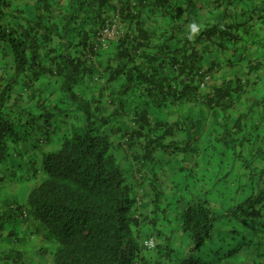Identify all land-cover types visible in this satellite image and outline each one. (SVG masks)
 Wrapping results in <instances>:
<instances>
[{"label": "trees", "instance_id": "trees-1", "mask_svg": "<svg viewBox=\"0 0 264 264\" xmlns=\"http://www.w3.org/2000/svg\"><path fill=\"white\" fill-rule=\"evenodd\" d=\"M193 5L194 0H0V165L11 155L40 149L28 160L22 157L31 163L26 181L34 179L24 199L9 191L0 200V264H245L239 246L233 262L232 251L211 249L221 218L241 224L229 230L231 237L248 233L240 247L248 251L254 244L253 255L264 264V112L253 101L247 111L233 113L257 63L249 64L245 77L209 84L204 77L218 62L212 68L202 62L215 37L218 48L231 50L224 65L241 62L247 49L242 36L255 17L264 21V0L250 6L247 16L243 12L241 21L208 23L195 36L189 24ZM108 23H116L117 34L98 45V31ZM198 102L220 136L200 138L209 143L197 146L194 159L216 156L214 178L219 173L226 179L231 204L216 215L208 197L191 196L169 224L160 229L153 215L150 232L142 233L141 204H153L155 214L165 211L161 181L146 166L153 167L157 150L171 146L173 140L164 141L180 127L179 121L153 119L152 111L165 116ZM126 117L130 124L122 129L118 120ZM113 134L120 138L116 148ZM33 137L51 147L35 146ZM120 156L128 162L122 164ZM205 162L198 167L201 175L210 170L212 161ZM168 226L182 238L174 242ZM34 233L42 243L31 261L24 253ZM153 234L168 241L155 243Z\"/></svg>", "mask_w": 264, "mask_h": 264}, {"label": "rangeland", "instance_id": "rangeland-1", "mask_svg": "<svg viewBox=\"0 0 264 264\" xmlns=\"http://www.w3.org/2000/svg\"><path fill=\"white\" fill-rule=\"evenodd\" d=\"M132 99L135 101L137 98L134 97ZM197 107H198L197 104L186 103L185 105L181 106V108L173 109L170 114L165 115V116L158 114V112L156 111H152V114H153L152 117H154L153 119H156V118L164 119L165 117L171 123L172 122L175 123L176 121H179L180 127L174 130L175 133L171 138L169 137L165 139L164 141V144H169L170 141L173 140L171 146L165 147L164 149L157 150V152L152 158L153 162L151 165L153 167H151L149 163L146 166L147 169H149V167L152 168V170L156 172L159 180L161 181L160 185L162 186V190H163V194L161 196V204H162L161 207H164L165 211H161L160 209L155 214L156 211L154 210L153 204L152 206H150L151 204L149 203L147 206H144V207L142 205L143 204L146 205V203L141 204V206L139 207L138 213L144 212L146 214L145 220L141 222L140 227H139V231L142 233L146 234L148 231L150 232V229H151L150 224L152 223L151 219L153 215L156 216L154 218H156L155 219L156 223L161 229L163 226L167 225V222L170 219L174 217L175 209L180 208V206L184 207L188 199L189 198L191 199L192 197H195V196L199 198L208 197V199L211 202L213 212L216 215H221L222 213H224L225 209L228 208L231 204L229 198H226V197L228 196L231 197L233 196V194H232V191H229L226 188V186L228 185L226 179L224 177L220 179L219 173L214 178V175L216 173L215 170H217V166H218V161H213L211 165H209V167H211L210 170L205 172L204 175L203 174L201 175L200 173H198V169H199L198 167H202L204 163H202L201 161L199 162V160L195 161L194 159L196 157V152L199 151L198 147L192 146V148H194V151L190 153H193V154H190L189 152L188 153L181 152L184 146L187 148H191L190 144L189 145L185 143L183 144V140H186L185 138H188V139L195 138L196 140L198 138L215 139L216 136H220V134L218 133L217 127L213 129L206 123L205 125H203L202 123L199 122V120H195V121L185 120L186 115L191 114V113H187L188 112L187 109H190L191 111L193 109H196ZM113 119H116V118H113ZM121 119H124V120L119 119L118 121L119 123L121 121L120 126L122 129H124L127 125L129 126L130 124L129 118L126 117V118H121ZM181 122L182 123L184 122L185 124L182 125ZM61 129L65 131L63 127ZM112 139L114 140V145L116 148V144H118V142L120 141V138L118 135L113 134ZM31 141L37 144L35 146H40L43 149H47L51 147L49 145H46V143H41L35 137H33ZM54 141L55 139L52 142ZM56 145L57 144H54V146ZM36 150L38 151L40 149L37 148ZM35 151L32 149L31 151L28 152V155L26 156L25 155H21V156L11 155L8 157V159L5 160L6 163H4L3 165L2 164L0 165V191H1L0 200L8 194L11 195L9 191L15 192L16 197H18L19 200L22 201L24 199V197L27 194V191L30 189L32 185H34V179L30 178L28 181H26L25 176L31 170V163L30 162L27 164L24 163L22 157H24L25 160H28V158H32V156H34L33 153H36ZM133 151L135 153H139L140 150L139 148L135 149V147H133ZM127 155H129V157L127 158L128 161L132 159L130 154H127ZM120 160L122 164H126V162H128V161H125L122 156H120ZM145 169L142 171V173L145 172ZM146 172H145L146 175L151 177L150 171L147 170ZM126 173H128V171H126L125 174ZM210 173H212V177H209ZM9 180H13L15 183H13L12 181L7 182ZM15 185L17 186V188L16 190H13ZM8 188H10L11 190ZM204 190H208L211 194H208L206 196L203 193ZM198 192L200 193L197 195L194 194ZM218 222L220 224L219 226H215V229H214L215 235H214L213 240L210 241L211 249L220 251V254H226L227 252L229 253L232 251L233 254H231V256L229 257V260H230L229 262H233L234 260H237L240 257L237 254H234L235 253L234 247L239 246V248L242 249L241 250L242 263H245V264H262L263 263L262 256L253 255L254 244H251L250 242V245L247 247L248 251L245 249L243 245H242L243 247H240V242L241 241L243 242V239L241 238L244 237L248 239L249 238L248 233L244 234L243 236L239 238L231 237V235L233 234H231L229 230H232V228L237 229L241 226V224L238 221L232 220L231 218H228L227 221H225V218L224 219L221 218L218 220ZM171 226H168V228L165 229V232L167 233V235H171V237L174 238L173 241L175 242L177 241L179 237L180 238L182 237L178 233H171L170 231ZM154 236L155 234H153V236L151 237L154 238L155 243H158V242L166 243V241H168L167 238L165 239V238L159 237L157 239V237H154ZM41 243L42 242L37 236V234L34 233V239L28 245L30 249L24 253L25 258H27L28 260L31 259V261L37 259L38 251L36 250V248L39 247ZM2 245L3 243L0 242V249L2 248ZM5 245H9V244H4V246ZM17 247H19V245H17ZM250 254L251 256H253V258L250 257ZM48 260H50V258ZM46 262L49 263L47 260ZM224 264H231V263H224Z\"/></svg>", "mask_w": 264, "mask_h": 264}, {"label": "crops", "instance_id": "crops-1", "mask_svg": "<svg viewBox=\"0 0 264 264\" xmlns=\"http://www.w3.org/2000/svg\"><path fill=\"white\" fill-rule=\"evenodd\" d=\"M229 1V5L225 2H221L216 4L214 0H194V5L191 9V12L189 14L190 21L189 24L191 25V32L194 36L202 31L204 26L208 23H214V22H221L222 20H225L228 23H233V20L241 21L243 19V12L244 14H247L249 12L250 6H252L254 3H259L262 0H227ZM179 4H182V2H179ZM258 12V11H257ZM260 14V12L258 13ZM161 19L159 18V23H161ZM153 22V23H152ZM148 22V24H151V27L155 25V22L152 21ZM250 26V27H249ZM249 32L245 35L244 31L241 33L244 44H246V51L243 56V60L239 63H237L233 67H228L222 63V58H230L231 57V50L228 48L220 49L216 45L215 42H219V38H214V43L209 45V43H206V45H209V48L207 49V52L204 55V58L202 62H204V68L211 67L212 64L216 61L218 62L217 67L213 66V69H211L209 84H219L221 81L225 79L234 78L235 76H241L245 77L249 64L255 65V69L248 75L249 78V84L247 87V93L245 95H241L238 97V103L235 106L233 113L236 115L245 112L248 110V104L249 102L255 101L256 103H259V107L255 108L257 112H264V21L263 17H255L253 19L252 23L249 25ZM203 45L199 44V48H202ZM216 62V63H217ZM211 81V82H210ZM256 105V104H255ZM197 108L190 111V109H187V113H191L190 115H186L185 120L189 121H195L199 120L200 123L203 125L208 124L209 126V120L207 115H209V110L201 106L200 102L197 104ZM191 116V118H190ZM197 117V118H196ZM188 142L187 145L191 146H206L205 143H209V141L201 140L198 138L197 140H184L183 144L185 142ZM200 150V149H199ZM207 154L204 155L203 160L201 161L204 163L208 161H215L216 156L209 157ZM205 162V163H206ZM211 168V167H210ZM216 174V173H215ZM209 177H212V173L209 174ZM213 190V189H212ZM208 190H204V194L207 196L208 194H211ZM240 201V200H239Z\"/></svg>", "mask_w": 264, "mask_h": 264}, {"label": "built area", "instance_id": "built-area-1", "mask_svg": "<svg viewBox=\"0 0 264 264\" xmlns=\"http://www.w3.org/2000/svg\"><path fill=\"white\" fill-rule=\"evenodd\" d=\"M117 26L116 23H108L105 25V27H103L101 30L98 31V35H97V43L99 45V43L101 45H105L107 43V40L113 38L116 34H117ZM209 79V76L206 75L204 77V82H206ZM204 82H202L201 84H203ZM145 244L151 245L152 241L151 240H145L144 241Z\"/></svg>", "mask_w": 264, "mask_h": 264}, {"label": "clouds", "instance_id": "clouds-1", "mask_svg": "<svg viewBox=\"0 0 264 264\" xmlns=\"http://www.w3.org/2000/svg\"><path fill=\"white\" fill-rule=\"evenodd\" d=\"M208 76H209V79H210V75H208ZM209 79H208L206 82H208V81H209ZM206 82H205V83H206Z\"/></svg>", "mask_w": 264, "mask_h": 264}]
</instances>
